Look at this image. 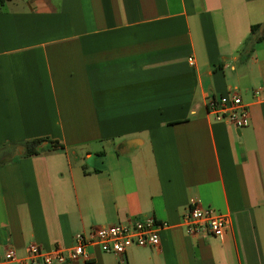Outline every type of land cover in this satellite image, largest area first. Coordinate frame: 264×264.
Instances as JSON below:
<instances>
[{"label":"crops","instance_id":"1","mask_svg":"<svg viewBox=\"0 0 264 264\" xmlns=\"http://www.w3.org/2000/svg\"><path fill=\"white\" fill-rule=\"evenodd\" d=\"M1 2L0 251L153 217L158 247L69 264H264V0ZM233 93L245 126L207 114ZM192 203L223 238L187 232Z\"/></svg>","mask_w":264,"mask_h":264},{"label":"built area","instance_id":"2","mask_svg":"<svg viewBox=\"0 0 264 264\" xmlns=\"http://www.w3.org/2000/svg\"><path fill=\"white\" fill-rule=\"evenodd\" d=\"M256 101L264 102V87L255 91ZM207 114L215 121L232 123L241 127L248 124L249 111L237 94L211 98L207 103ZM183 225L189 234L207 233L223 238L230 226V216L212 208L192 203L183 217ZM168 223L153 217L128 219L113 225L91 228L86 233H78L75 243L69 249L55 247L47 250L37 243H29L24 256H18L11 246L0 251V264H69L75 261H88L89 247L98 246L105 253L124 255L128 248L158 247L160 231Z\"/></svg>","mask_w":264,"mask_h":264},{"label":"trees","instance_id":"3","mask_svg":"<svg viewBox=\"0 0 264 264\" xmlns=\"http://www.w3.org/2000/svg\"><path fill=\"white\" fill-rule=\"evenodd\" d=\"M257 28H259V25L253 26L252 31H255ZM44 142L48 143L47 147H49V149L63 148V145L58 141L51 140L47 137L36 138V139L27 140L22 143V145L20 146L22 149L20 155L22 157H32L38 155L41 152V149L39 147Z\"/></svg>","mask_w":264,"mask_h":264},{"label":"rangeland","instance_id":"4","mask_svg":"<svg viewBox=\"0 0 264 264\" xmlns=\"http://www.w3.org/2000/svg\"><path fill=\"white\" fill-rule=\"evenodd\" d=\"M1 1H2V0H0V6H2L1 4H3ZM5 1H6V0H5Z\"/></svg>","mask_w":264,"mask_h":264}]
</instances>
